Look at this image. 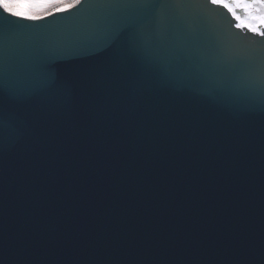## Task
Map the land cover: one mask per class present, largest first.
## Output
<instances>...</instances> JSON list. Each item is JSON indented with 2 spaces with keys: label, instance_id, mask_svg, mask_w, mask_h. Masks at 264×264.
<instances>
[{
  "label": "water",
  "instance_id": "water-1",
  "mask_svg": "<svg viewBox=\"0 0 264 264\" xmlns=\"http://www.w3.org/2000/svg\"><path fill=\"white\" fill-rule=\"evenodd\" d=\"M181 2L148 44L99 30L95 0L36 22L0 10L22 46L61 53L54 87L6 97L4 264H264V96L172 72L166 51L195 64L264 37L209 0Z\"/></svg>",
  "mask_w": 264,
  "mask_h": 264
},
{
  "label": "snow or ice",
  "instance_id": "snow-or-ice-1",
  "mask_svg": "<svg viewBox=\"0 0 264 264\" xmlns=\"http://www.w3.org/2000/svg\"><path fill=\"white\" fill-rule=\"evenodd\" d=\"M222 7L236 21L235 27L264 37V0H210ZM82 0H0V10L16 21H42L49 17L71 13ZM98 14L95 26L115 39L129 33L134 39L148 44L154 35L153 23L165 27L163 12L182 7L181 0H95ZM239 13H243L240 15ZM111 41H109L110 43ZM175 61L170 71L177 74L203 75L211 87L256 90L264 96V49L244 51L229 46H217L211 57L199 63L186 60L182 51L173 45L166 49ZM61 62V53L39 44L22 46L0 25V122L6 110V97L31 95L57 84L55 65ZM223 71L222 79L216 77ZM15 81L18 90L6 89V83ZM0 264H4L0 254Z\"/></svg>",
  "mask_w": 264,
  "mask_h": 264
},
{
  "label": "flooded vegetation",
  "instance_id": "flooded-vegetation-1",
  "mask_svg": "<svg viewBox=\"0 0 264 264\" xmlns=\"http://www.w3.org/2000/svg\"><path fill=\"white\" fill-rule=\"evenodd\" d=\"M240 15H243V13H239Z\"/></svg>",
  "mask_w": 264,
  "mask_h": 264
}]
</instances>
